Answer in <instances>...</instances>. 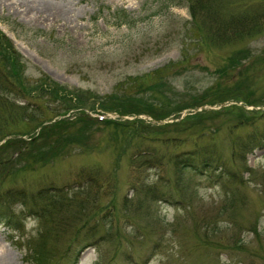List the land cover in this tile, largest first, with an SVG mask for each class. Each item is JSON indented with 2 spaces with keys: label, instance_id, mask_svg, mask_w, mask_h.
Masks as SVG:
<instances>
[{
  "label": "rangeland",
  "instance_id": "1",
  "mask_svg": "<svg viewBox=\"0 0 264 264\" xmlns=\"http://www.w3.org/2000/svg\"><path fill=\"white\" fill-rule=\"evenodd\" d=\"M176 1L0 0V36L24 59L21 82L0 90L10 264L44 250L45 264H264V27L200 42ZM118 8L134 28L110 24ZM135 111L165 118H120ZM63 119L76 124L61 131ZM203 150L211 169L169 161Z\"/></svg>",
  "mask_w": 264,
  "mask_h": 264
},
{
  "label": "trees",
  "instance_id": "2",
  "mask_svg": "<svg viewBox=\"0 0 264 264\" xmlns=\"http://www.w3.org/2000/svg\"><path fill=\"white\" fill-rule=\"evenodd\" d=\"M253 4L255 5V7ZM262 4L263 3L259 2H248L246 0H177L170 5L178 6L180 8H186L190 19L187 23H184L183 26L186 27L188 35L190 37L197 40L200 39V42L209 41L213 45L223 46L233 43L237 40H241L245 37L251 38L254 34L261 31V29L264 27V7L262 6ZM110 20V24L113 27H125L128 30L134 28L137 23L136 20L131 19L130 15L124 8H118L112 14H110ZM2 37L3 36H0V90L9 91L12 90L11 88H13V83L18 84L19 82H21V79H23L24 69L22 68L21 64L24 59L21 55L14 52L11 45H5V42L3 40H6V38ZM7 42L10 44L9 41ZM102 110L114 112L107 109ZM62 111H65V109H63ZM141 114H147V116L154 118V120H161L165 118L164 116L158 118L152 113L148 114V111L121 113L120 116H136ZM76 120L77 123H86L85 118L80 116L77 117ZM44 122H46V120L41 122L39 125ZM72 123L71 125H69L70 123H67L65 120H63L59 124L61 131H65L66 129H69L71 126L76 124ZM134 123H137V121L135 120L133 122H123L122 124L113 125L131 128L134 126ZM192 152L193 153L187 157H182L183 154L177 153L173 154L172 157L169 158L170 162L173 160L177 173L186 168L192 169L194 170V172L199 170L205 171L211 169L214 161L211 160L209 151L208 153L206 150H203L201 152ZM144 154L148 156L150 161H154L157 163L162 160L161 156L152 157L151 152L146 151L144 153H141V151L139 150L136 151L135 155L132 157V160L134 157L141 160L142 155ZM58 197V195L52 193L48 197L49 200L48 198H45V202L50 201L51 203H42L39 205V209L37 208L36 213L38 214V217L42 222L50 218V215H46L48 206H51V209L54 210V206H57ZM59 206L60 208H63L62 204H60ZM59 223L64 225V227H70V223L61 221H59ZM37 253L43 257H46L48 255L45 250ZM37 253L34 259L35 262H38V264H45V262L48 261L49 257L44 262L42 259H39L37 257Z\"/></svg>",
  "mask_w": 264,
  "mask_h": 264
},
{
  "label": "bare ground",
  "instance_id": "3",
  "mask_svg": "<svg viewBox=\"0 0 264 264\" xmlns=\"http://www.w3.org/2000/svg\"><path fill=\"white\" fill-rule=\"evenodd\" d=\"M61 11H56L54 12V16L56 15H59ZM0 264H10V261H9V257L7 256V254L5 253H2L0 254Z\"/></svg>",
  "mask_w": 264,
  "mask_h": 264
}]
</instances>
